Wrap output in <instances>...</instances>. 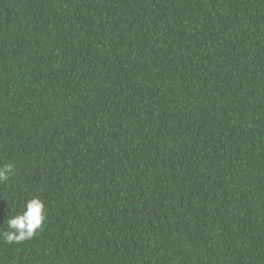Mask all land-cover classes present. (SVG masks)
<instances>
[{
    "label": "trees",
    "instance_id": "trees-1",
    "mask_svg": "<svg viewBox=\"0 0 264 264\" xmlns=\"http://www.w3.org/2000/svg\"><path fill=\"white\" fill-rule=\"evenodd\" d=\"M0 264H264V0H0Z\"/></svg>",
    "mask_w": 264,
    "mask_h": 264
},
{
    "label": "clouds",
    "instance_id": "clouds-1",
    "mask_svg": "<svg viewBox=\"0 0 264 264\" xmlns=\"http://www.w3.org/2000/svg\"><path fill=\"white\" fill-rule=\"evenodd\" d=\"M15 172L13 163L0 164V184L8 181ZM46 204L39 196H32L24 202V209L7 220V229L0 231V241L21 242L32 238L46 220Z\"/></svg>",
    "mask_w": 264,
    "mask_h": 264
}]
</instances>
